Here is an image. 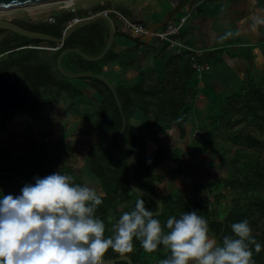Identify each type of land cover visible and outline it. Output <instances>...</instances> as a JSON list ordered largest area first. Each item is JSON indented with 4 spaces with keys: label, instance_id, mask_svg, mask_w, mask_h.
<instances>
[{
    "label": "trees",
    "instance_id": "trees-1",
    "mask_svg": "<svg viewBox=\"0 0 264 264\" xmlns=\"http://www.w3.org/2000/svg\"><path fill=\"white\" fill-rule=\"evenodd\" d=\"M104 9H115L134 21L127 7L104 0L89 8L60 11L46 20L14 22L59 37L73 18L86 17ZM108 16L114 25V39L104 56L98 61H88L69 52L62 58L61 66L74 72L102 74L114 86L126 121L120 142L138 147L132 161L134 186L152 194L162 204L157 217L165 232L169 230L166 227L169 216H179L195 208L207 218L211 236L221 243L224 235L233 234L231 224L246 218L255 237L250 243L253 259L255 264H264V247L259 252L255 250V243L264 245V72L259 80L246 73L231 93L209 105L212 113L195 133H189L188 123L200 82L197 66L217 60L224 48L197 52L182 47L174 52L164 39L148 33L132 32L133 35V29L121 18L113 12H108ZM17 35L14 39L0 29V129L16 119H43L47 116L42 114L45 105L63 102L65 107L56 113L61 114L58 121L64 127L62 137L78 135L84 140L86 148L80 161L86 181L73 175L69 166H60L57 159H51L58 155L55 150L58 143L52 147L53 156L39 143L19 149L0 144V190L5 194L19 193L25 183L34 182V176L57 170L70 175L73 183L96 184L94 187L103 193V202L95 214L105 222V235L113 233L118 218L123 212L130 211L138 198L144 199L145 206L155 212L157 203L148 196L135 193L129 186L127 163L133 151L124 149L116 141L122 118L108 86L95 77L67 78L56 67L57 55L66 48H77L85 54L95 49L92 55H97L107 39L106 22L97 19L76 29L59 47L55 42ZM173 36L183 42L186 39L181 29ZM150 38H153L151 42L148 41ZM246 43H238V46ZM118 45L122 48L120 51L115 50ZM244 47L250 50L242 57L251 64L252 46L246 44ZM143 48L144 57H151L154 64L139 72L138 61ZM166 52L168 55L163 57ZM106 64L133 70L135 75L130 80H114L112 69L103 70ZM147 121L156 125L163 137L167 133L182 143L190 140L194 150L226 157L224 174L219 177L205 175L203 182L194 176L196 169L190 167L188 178L192 182L193 195L191 190L186 192L183 186L174 184L176 175L182 174L181 164L186 165L184 156L192 151L180 149L179 145L169 141H159L151 147L154 137L146 139ZM188 134L193 136L189 140ZM167 170L173 177L172 188L163 176ZM228 193L232 197H228ZM211 198L218 205L229 198L230 204L224 209L212 207ZM169 255L170 250L162 243L156 250L147 251L140 239L134 237L131 251L120 252L110 247L103 253L106 261L101 264H128V260L131 264H158ZM149 256L155 260L150 262ZM119 257L126 259L110 261Z\"/></svg>",
    "mask_w": 264,
    "mask_h": 264
},
{
    "label": "clouds",
    "instance_id": "clouds-1",
    "mask_svg": "<svg viewBox=\"0 0 264 264\" xmlns=\"http://www.w3.org/2000/svg\"><path fill=\"white\" fill-rule=\"evenodd\" d=\"M33 179L19 193L0 191V264H101L110 247L131 251L134 237L147 251L161 243L170 250L158 264H255L250 246L255 237L246 218L234 221L233 234L218 243L209 234L207 218L195 208L169 216L165 232L138 198L118 218L114 232L105 235V222L95 214L103 202L96 187L73 183L60 170ZM262 247L255 243L257 252Z\"/></svg>",
    "mask_w": 264,
    "mask_h": 264
},
{
    "label": "rangeland",
    "instance_id": "rangeland-1",
    "mask_svg": "<svg viewBox=\"0 0 264 264\" xmlns=\"http://www.w3.org/2000/svg\"><path fill=\"white\" fill-rule=\"evenodd\" d=\"M103 1L104 0H74L70 6L63 3H57L35 10L4 12L0 13V17L10 20L19 19L37 22L40 20H46L49 16L60 11L89 8L91 5ZM110 1L127 7L129 12L133 14L135 23L142 20L147 22V24H156L162 19L164 12L171 8V4L167 0ZM211 2L212 3L207 4L209 2H206V0L205 2L204 0H185L182 4V10H185L188 6L199 5V11L194 10L193 13L189 15L187 22L181 26V30L185 32L186 38L191 40L195 47L223 44L221 48H224V51L220 53L222 56L221 58L218 57V59L211 62L209 66H203L201 71L198 70V75L202 84L201 88L199 87L200 89L196 91L195 94L193 115H191L188 123L190 126L189 133L192 131L195 133L200 128L208 114L212 113L209 105L231 93L236 86L239 85L240 80L244 78L246 73L249 72L250 75L254 76L255 80H259L264 72V67H262L264 58L262 59L261 57H258V54L261 56L263 55V52L258 51L257 53V51H252L254 53V58L251 59L250 64L242 57L249 52L250 49L244 47L246 44L239 46L236 44L248 40L253 41L254 37L255 39L257 37H264V0H212ZM213 2H215V4H213ZM181 12L173 19H176L181 15ZM161 29L162 28H158V30ZM251 30L254 31V37L250 34ZM5 31L8 35L11 34L14 39L18 38L16 33L10 30ZM152 40L153 38H150L148 41L151 42ZM169 48H172V51L174 52L178 51L174 46H170ZM143 50L145 49H141L142 54L138 61V64L141 67L139 72L143 71L145 67H151L152 64H154L151 57H144ZM88 52V55H92L94 54L95 49ZM166 55H168L167 52L164 53L163 57ZM134 75L135 72H133V70H126L115 66L112 79L130 80ZM73 80H76V78H73ZM63 107H65L63 102L52 106L45 105L42 109V114H46L47 116L40 120H30L28 118L13 120L7 124V127L0 129V144H8L19 149L25 146H34L39 143L43 144L46 151H50V155L53 156L54 152L52 151V147L55 143H58V147L55 149L58 152V155L51 159H57V163L60 166H69L73 175L86 181V178L81 171L80 161L83 149L86 148V145L81 136L69 135L68 138L62 137V130L64 127L62 126V122L58 121L61 114L56 113L59 108ZM51 120H53V124ZM68 123L70 125L72 124V122ZM146 126V139L151 140V138L154 137V141L150 145L151 147L155 146L159 141H169L170 144L179 145L180 149H184L188 152L192 151L191 154L184 156V158H186V165L181 164L182 166L180 170L182 174H177L174 182L176 185L183 186L186 192L190 193V187L192 184L191 180L188 178V175H190L188 173L190 167L196 169L194 176L197 179H201L203 182L205 175L219 177L224 174L226 157L217 153L207 155L204 151L199 149L194 150V144L189 140L193 137L191 134H188L189 141L182 143L175 140V137L173 138L171 134L165 133L163 137V132L157 129V126L153 125L150 121L146 122ZM176 129L174 130L175 132H177ZM165 136H167V139ZM168 172L170 171L167 170V172H163V176L165 181L169 183V188H172L173 177L172 174ZM93 186H96V184H93ZM222 191L227 192L226 189H223ZM228 194V197H232V194ZM191 195H193L192 190ZM210 200L212 207L218 206L220 209H224V206L230 204L229 198H227V201L225 200L226 203H219V205L212 202L213 198ZM148 259L150 262L155 260V258L151 256H149Z\"/></svg>",
    "mask_w": 264,
    "mask_h": 264
},
{
    "label": "water",
    "instance_id": "water-1",
    "mask_svg": "<svg viewBox=\"0 0 264 264\" xmlns=\"http://www.w3.org/2000/svg\"><path fill=\"white\" fill-rule=\"evenodd\" d=\"M65 1H68V0H0V13L35 10V9L43 8L46 6L54 5V4L65 2ZM167 1L170 2L171 8H169L168 10H166L164 12L162 19L158 23L148 25L150 32H153L155 29L161 28L167 19L175 18L176 15L182 11V4L185 0H167ZM97 19L104 20L107 24V27H108V35H107V39H106V42H105L103 49L97 55H88V54H85L84 52H82L81 50H79L77 48H72V47L63 49L57 55L56 67H57V70L63 76H65L67 78H80V77H85V76L95 77V78H98L101 81H103L108 86V88L110 89V91L114 97L115 103L117 105L119 112L121 113V118H122V125L120 128L119 134L116 137V141L124 149L133 151L132 154L130 155V157L128 159V163H127L129 186L135 193L143 194V195L151 198L153 201H155L158 205V209L153 213L156 215H159L162 211V204L152 194H150L144 190L136 188L133 184V172H132V161H133V159L132 158H135V156L137 155L138 147L127 146V145H124L120 142V133H122V131L124 130L126 121H125L124 115L122 113L121 104H120L117 92L114 89V86L102 74H96V73L86 72V71L74 72V71L65 70L61 66L62 58L66 54H68L69 52H75L88 61H98L99 59H101L104 56V54L108 51V49L111 47L113 39H114V25H113L110 17L104 13H96L92 16L81 17V18L69 23L66 26L65 30L62 32V35L59 37H56V36H53V35H50V34H47L44 32H39V31H35L32 29L26 28L25 26L17 24L16 22H14L10 19L4 18V17H0V29L10 30L16 34H19L21 36L31 38V39L47 40V41L55 42L57 44H62V42L73 31H75L76 29H78V28H80L86 24L92 23L93 21H95ZM120 259H126V258L125 257H119L117 259H112L110 261L120 260ZM101 261L102 262L106 261L103 258V254L101 256ZM107 261H109V260H107ZM128 264H131L129 260H128Z\"/></svg>",
    "mask_w": 264,
    "mask_h": 264
},
{
    "label": "built area",
    "instance_id": "built-area-1",
    "mask_svg": "<svg viewBox=\"0 0 264 264\" xmlns=\"http://www.w3.org/2000/svg\"><path fill=\"white\" fill-rule=\"evenodd\" d=\"M194 6L195 5H193L192 7H189V6L186 7V9L182 10L181 15H179L176 19H173V18L167 19L165 21L164 25L162 26L163 29H161V30L155 29L153 32L149 31V28H148V26H146V24L132 22V21L128 20L126 17H124L119 11H117L115 9H104V10H101L100 12H97V13H104V14L108 15V12H113L116 16L121 18L128 27H131L135 32L148 33V34H151L153 36H158L161 39H164L165 41H167L169 43V46H174L179 50V48H182V47H184V48H189V47L184 45L182 42L178 41L173 35L176 34L177 32H179V30L181 29V26L184 24V22L188 19L189 15L192 13ZM94 14H96V13H94ZM94 14H90L88 16H92ZM77 19H79V18H73L72 21H75ZM71 22H69V23H71ZM60 45L61 44H58L57 47H59ZM57 47H55V48H57ZM205 67H207V66H205ZM202 69H203L202 65L197 66V70L201 71Z\"/></svg>",
    "mask_w": 264,
    "mask_h": 264
},
{
    "label": "crops",
    "instance_id": "crops-1",
    "mask_svg": "<svg viewBox=\"0 0 264 264\" xmlns=\"http://www.w3.org/2000/svg\"><path fill=\"white\" fill-rule=\"evenodd\" d=\"M204 2H205V0H204ZM206 2H209V3H207V4H210V3H212L211 2V0H206ZM213 4H215V2H213ZM193 6V5H192ZM191 6V7H192ZM197 6V5H196ZM199 6V5H198ZM197 6V7H198ZM190 7V6H189ZM197 7H193L194 9H193V11L195 10L196 11V8ZM205 10V9H204ZM193 11H192V13H193ZM199 11V10H198ZM204 13V12H203ZM189 19V18H188ZM187 19V20H188ZM134 20V19H133ZM187 20L184 22V23H186L187 22ZM134 22V21H133ZM138 23H144V24H146V26H148L150 23H148L147 24V22H144V21H142L141 20V22L139 21ZM135 33V31H133V30H131V33ZM181 32L183 33V30H181ZM132 33V34H133ZM250 34L254 37V31H250ZM134 35V34H133ZM264 36V35H263ZM252 37V38H253ZM185 38H186V36H185ZM178 40V39H177ZM178 41H180V40H178ZM120 42H122V41H120ZM180 42H182L184 45H186L187 47H189V48H192L193 50H196L197 52H200L201 50H207V49H213V48H218V47H221L222 45H215V46H212V45H209V46H198V47H195L194 45H193V43H192V41L191 40H189V39H185L184 40V42L186 43H184L183 41H180ZM245 42H247L246 44H248V45H251L252 47V49H251V58L253 59L254 58V53L252 52V51H257V53H258V51H262L263 52V55H259L258 54V57L260 58H264V37H261V38H256L255 39V37H254V39H253V41H251V40H248V41H245ZM119 44H121L122 45V43H119ZM237 45H238V43H236ZM239 44H240V42H239ZM122 48H123V45H122ZM122 48H120V46L118 45V46H116V48H115V50L116 51H120ZM189 48H187V49H189ZM179 51V50H178ZM222 56L220 55L219 56V58H221ZM213 62V61H212ZM210 63L211 62H209V63H206V64H203L202 66H209L210 65ZM115 66L116 67H118V68H120L117 64H112V65H110V64H106L104 67H103V70H110V69H115ZM262 67H264V63H263V66ZM201 82H199V87L201 88ZM199 88V89H200ZM211 88V87H210Z\"/></svg>",
    "mask_w": 264,
    "mask_h": 264
},
{
    "label": "bare ground",
    "instance_id": "bare-ground-1",
    "mask_svg": "<svg viewBox=\"0 0 264 264\" xmlns=\"http://www.w3.org/2000/svg\"><path fill=\"white\" fill-rule=\"evenodd\" d=\"M73 1H74V0H68V1H65V2H61V3L70 6V5L73 3ZM3 13H4V12H3Z\"/></svg>",
    "mask_w": 264,
    "mask_h": 264
},
{
    "label": "flooded vegetation",
    "instance_id": "flooded-vegetation-1",
    "mask_svg": "<svg viewBox=\"0 0 264 264\" xmlns=\"http://www.w3.org/2000/svg\"><path fill=\"white\" fill-rule=\"evenodd\" d=\"M12 21H17V22H18V21H19V19H12Z\"/></svg>",
    "mask_w": 264,
    "mask_h": 264
}]
</instances>
